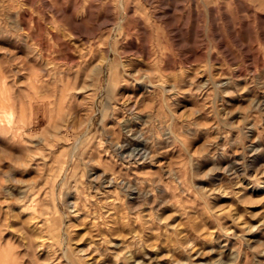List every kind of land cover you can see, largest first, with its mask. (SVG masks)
<instances>
[{
  "label": "rangeland",
  "instance_id": "rangeland-1",
  "mask_svg": "<svg viewBox=\"0 0 264 264\" xmlns=\"http://www.w3.org/2000/svg\"><path fill=\"white\" fill-rule=\"evenodd\" d=\"M0 264H264V0H0Z\"/></svg>",
  "mask_w": 264,
  "mask_h": 264
},
{
  "label": "bare ground",
  "instance_id": "bare-ground-1",
  "mask_svg": "<svg viewBox=\"0 0 264 264\" xmlns=\"http://www.w3.org/2000/svg\"><path fill=\"white\" fill-rule=\"evenodd\" d=\"M110 180H112V179H110ZM123 181H124V180H123ZM108 182H109V181H108ZM108 182H107V183H108ZM132 190H133V189H132ZM136 191H137V190H136ZM129 193H132V191H130ZM137 193H139V191H137Z\"/></svg>",
  "mask_w": 264,
  "mask_h": 264
}]
</instances>
